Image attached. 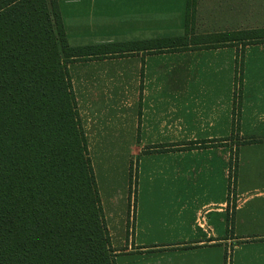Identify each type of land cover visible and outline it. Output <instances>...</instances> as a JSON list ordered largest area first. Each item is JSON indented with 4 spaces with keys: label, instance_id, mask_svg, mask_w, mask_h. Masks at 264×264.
<instances>
[{
    "label": "crops",
    "instance_id": "0c3cea01",
    "mask_svg": "<svg viewBox=\"0 0 264 264\" xmlns=\"http://www.w3.org/2000/svg\"><path fill=\"white\" fill-rule=\"evenodd\" d=\"M64 3L71 8L70 17L61 13L65 38L71 35L68 27L72 26L74 34L86 37L78 41L124 40L114 39L116 36L129 38L126 42L180 37L187 22L193 43L205 41L199 36L264 29V0H193L188 15L187 0ZM111 6L122 7L113 13L104 10ZM113 16L127 27H122L120 35L105 28V20ZM187 47L156 54L175 57L167 67L163 66L164 58L154 55L152 58L162 65L147 68L150 56L139 54L133 61L143 65L121 73L123 90L131 89L137 75L138 88L158 91L154 98L138 100V139H184L189 144L170 151L177 155L176 163L179 159L182 163L172 170L173 211L169 226L160 228L164 236L159 239L148 233L152 238L146 239L134 231L121 258L128 264L151 260L153 264H264V42ZM236 65L240 69L237 87ZM231 153L235 180L229 186ZM209 214L217 215L215 227L208 225L205 216ZM141 224L151 228L153 220L148 215L136 216L134 229L136 226L138 234Z\"/></svg>",
    "mask_w": 264,
    "mask_h": 264
},
{
    "label": "trees",
    "instance_id": "16d2710c",
    "mask_svg": "<svg viewBox=\"0 0 264 264\" xmlns=\"http://www.w3.org/2000/svg\"><path fill=\"white\" fill-rule=\"evenodd\" d=\"M57 2L0 0V264H115L67 64L175 46L263 43L264 29L190 43L187 22L180 37L70 47ZM192 8L187 0V15Z\"/></svg>",
    "mask_w": 264,
    "mask_h": 264
},
{
    "label": "rangeland",
    "instance_id": "374dc122",
    "mask_svg": "<svg viewBox=\"0 0 264 264\" xmlns=\"http://www.w3.org/2000/svg\"><path fill=\"white\" fill-rule=\"evenodd\" d=\"M60 2L61 5H59ZM57 4L60 18L61 13L70 17V6L64 5V0H58ZM122 6L106 7L104 10L113 13L120 11ZM104 23L107 30L115 31L114 34L117 35L121 34L119 32H122V27L127 28L121 18L116 16L105 20ZM68 29L72 31L71 35L68 37L66 35V41L70 47L108 44L107 42L78 41L86 37L74 34L72 26ZM258 29L261 28L250 30ZM239 31L247 30L236 32ZM125 38L129 39L116 36L114 39L124 40L111 43L126 42ZM197 38L205 40L204 42L221 39V37L217 38L212 35ZM188 39L190 43L193 42L192 35ZM187 49H189L187 46H175L163 52L172 53ZM158 53L135 52L122 55V57L115 56L95 60L79 59L67 64L76 110L85 134L88 155L109 235L110 247L115 256V264L129 263L121 256L127 248L129 238L133 237L134 231L135 235L146 239L152 238L148 233H154L153 235L159 239L160 235L164 236V233L160 232V228H167L170 223L171 181L175 179L172 170L177 164L180 166L182 163L180 159L176 163L177 155L171 154L170 151L177 150V147L180 148L179 146L189 145L185 143L184 139L142 138L139 140L137 137L136 116L138 110L141 109L138 100L154 98L156 97L154 94L158 91L144 92L142 88H138L136 85L137 75L133 76L135 81H131V89L123 90L121 73L128 67L136 68L143 65L138 60L133 61V58L139 54L150 56L149 61L146 62L147 68L159 64L161 66L162 63H156V59L152 58ZM159 57L164 58L163 66L165 67L175 59L171 54L157 58ZM128 104H130L129 107ZM151 144L155 145L151 146ZM230 158L232 159V156ZM184 174L185 172L182 175ZM189 177L192 175L190 174ZM144 215H148L153 220V224L151 228L143 227L141 224L142 231H139L138 234L136 226L134 229V220L136 216ZM205 218L210 227L217 225V215L209 214ZM228 259L230 260V256ZM145 264H153V260L145 261ZM155 264L158 263L155 262Z\"/></svg>",
    "mask_w": 264,
    "mask_h": 264
}]
</instances>
